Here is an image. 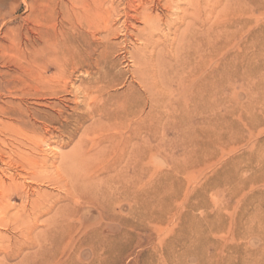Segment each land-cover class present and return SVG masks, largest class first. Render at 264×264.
<instances>
[{
	"label": "rangeland",
	"instance_id": "374dc122",
	"mask_svg": "<svg viewBox=\"0 0 264 264\" xmlns=\"http://www.w3.org/2000/svg\"><path fill=\"white\" fill-rule=\"evenodd\" d=\"M196 5L217 32L184 92ZM0 264H264V0H0Z\"/></svg>",
	"mask_w": 264,
	"mask_h": 264
},
{
	"label": "bare ground",
	"instance_id": "6f19581e",
	"mask_svg": "<svg viewBox=\"0 0 264 264\" xmlns=\"http://www.w3.org/2000/svg\"><path fill=\"white\" fill-rule=\"evenodd\" d=\"M188 1V0H187ZM197 2V1H196ZM189 3V2H187ZM191 3V2H190ZM193 3V2H192ZM191 3V4H192ZM215 3V2H214ZM211 2V4H214ZM215 5V4H214ZM191 7V6H190ZM198 5L195 6V8H193L192 10L189 9V11L185 14H183L182 17H180V21L179 22H175L174 24V38L173 41L171 42L173 44V46L171 47V51L168 49V52L173 54V53H182L183 55H185V63L189 64L190 66H188V69H186L185 74L183 75V77L179 80V85L181 86V90L185 92L186 88H194V87H199L200 81L201 79H199V73H202V68H203V60H204V52H205V44H209V48L210 51H213V45H215L212 41L211 38H215V33L217 32L215 26V20L212 21L211 20V24L209 23L208 25L205 24L204 18L201 17L200 15V11L198 10ZM212 8V7H211ZM205 9V8H203ZM183 10V9H182ZM201 10V9H200ZM186 11V9H185ZM205 13V12H204ZM209 13V12H208ZM215 13L214 9H210V16L212 17V14ZM81 15V14H80ZM80 15H77L78 17ZM85 14H83L84 16ZM62 16V15H61ZM82 15L80 16V18H84ZM86 16V15H85ZM76 17V18H78ZM129 17V16H128ZM134 17V16H133ZM216 17V16H215ZM149 18V17H148ZM210 18V17H209ZM214 18V17H212ZM138 19V18H136ZM210 20V19H209ZM168 21V20H167ZM170 21V20H169ZM143 22V21H142ZM167 24H172L171 22H167ZM151 25V24H150ZM182 27V28H181ZM207 39L209 41H207ZM217 39V37H216ZM150 40V39H149ZM216 41V40H215ZM213 44V45H212ZM153 46V45H152ZM158 51V50H157ZM182 51V52H181ZM176 55V54H175ZM208 60V59H207ZM153 68V66H152ZM157 71L154 70V72H152L151 76L154 78L156 76ZM159 73V72H158ZM146 78L147 76L145 75L144 78L142 77V81L143 83H146ZM161 82V81H160ZM97 90V89H96ZM102 90V89H101ZM169 90V89H168ZM163 91V90H162ZM81 94V93H80ZM171 94V93H170ZM197 95H199V92L196 91L192 94L191 97L195 98ZM181 96V95H180ZM178 98V97H177ZM101 99V98H100ZM179 99V98H178ZM186 99H190V97L186 98ZM177 100V99H176ZM192 100V98H191ZM93 102V101H92ZM91 102V103H92ZM101 103V101H100ZM92 105V104H91ZM135 114V113H133ZM139 120V119H138ZM129 124H131V133L127 135V139L129 141V148L131 149V152L134 153L137 151L138 147L136 148L137 145V134H139L140 131V122L135 121L134 123L129 122ZM100 125V124H99ZM101 126V125H100ZM96 127V126H95ZM92 127V128H95ZM97 128V127H96ZM111 129V128H110ZM91 130V129H90ZM93 130V129H92ZM115 131V130H114ZM121 132V131H120ZM89 138V137H88ZM104 138V137H103ZM90 139V138H89ZM113 139V138H112ZM100 140V139H99ZM98 140V141H99ZM86 141V139H85ZM88 141V140H87ZM108 141H111L110 137L108 136ZM131 141H135V144L132 145ZM90 142V141H89ZM96 142V141H95ZM83 143V142H82ZM86 143V142H85ZM94 143V142H93ZM77 144V143H76ZM95 144V143H94ZM83 145V144H82ZM80 146V150L81 149V144H79ZM86 146V145H83ZM135 146V147H134ZM102 147V146H101ZM73 148V147H72ZM86 148V147H85ZM92 149V148H91ZM100 149V148H99ZM98 149V150H99ZM33 150V149H32ZM75 150H76V145H75ZM78 150V149H77ZM97 150V151H98ZM107 150V149H106ZM89 151V149L87 150ZM91 151V150H90ZM64 152V151H63ZM78 152V151H77ZM89 153V152H88ZM65 154V153H64ZM68 154V153H67ZM66 154V155H67ZM78 154V153H77ZM76 154V155H77ZM84 156L82 155V157H80V162H78L77 164L73 163L77 165L76 166H72V169H76L71 171V173L73 172L75 175L73 177V173L69 174L71 175L72 179L71 182H69V184L72 185L71 188L76 189L77 191L80 192V196H88L93 190L94 188H97V183L101 180V178H99V172H91L90 171V166H93L92 163H95L94 161L97 159H93V157H88L85 156V150L83 152ZM97 154L96 151L93 153ZM135 154V153H134ZM138 154V153H137ZM63 154H60V156L62 157ZM75 155V156H76ZM79 155V154H78ZM77 155V156H78ZM87 155V154H86ZM99 155V154H98ZM73 156V155H71ZM76 156V159H77ZM100 156V155H99ZM65 157V156H64ZM62 157V158H64ZM69 157V156H68ZM96 157V156H95ZM47 158V157H46ZM46 158L44 159V162L46 161ZM74 158V157H73ZM72 158V159H73ZM61 159V158H60ZM79 159V158H78ZM102 159V158H101ZM100 159V160H101ZM63 160V159H62ZM69 161V160H68ZM79 161V160H77ZM96 161H99L96 160ZM62 161H60L61 163ZM64 162V161H63ZM66 162V161H65ZM70 163V162H69ZM100 163V162H99ZM98 163V164H99ZM36 164V163H35ZM41 164V163H39ZM63 164V163H62ZM61 164V165H62ZM71 164V163H70ZM92 164V165H91ZM66 166V165H64ZM98 166V165H97ZM96 166V167H97ZM50 167L52 168L53 165L50 162ZM62 167V166H61ZM70 167V166H69ZM74 167V168H73ZM56 168V167H55ZM65 168V167H63ZM70 169V168H69ZM92 169V168H91ZM62 170V169H61ZM94 170V169H93ZM15 171V170H14ZM67 172V171H65ZM58 173V172H57ZM64 173V172H63ZM65 174V173H64ZM69 177V176H68ZM104 177V176H103ZM107 178H110L107 177ZM70 179V177L68 178ZM68 182L64 183V186L67 185ZM4 186V185H3ZM3 210V209H2ZM1 210V211H2ZM5 210V209H4ZM5 212V211H4ZM2 246V244H1Z\"/></svg>",
	"mask_w": 264,
	"mask_h": 264
}]
</instances>
